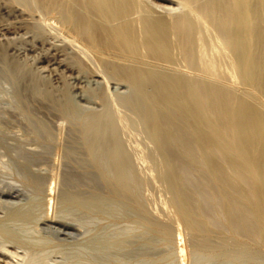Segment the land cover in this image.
<instances>
[{"label": "rangeland", "instance_id": "obj_1", "mask_svg": "<svg viewBox=\"0 0 264 264\" xmlns=\"http://www.w3.org/2000/svg\"><path fill=\"white\" fill-rule=\"evenodd\" d=\"M48 1L50 0H30V2L29 0L27 1L26 0H0V45L3 46V47L2 46L0 47L6 49L8 59H10L11 61L13 60L14 62L13 64V62L10 63L7 60L6 63H4V61L2 60V57L0 56L1 57L0 59L1 60L0 61V139H2L0 140V205L2 206V207L0 206V243H1L0 244V258H1L0 264H6L9 261L10 263H7V264H25L31 258L35 260L36 264H39L45 261H46L45 263L48 262V264L49 263L50 264L51 263L52 264H62V263L63 264H75V261H77L76 260V256H78L77 254H82V255H79L81 257H77V259L79 258L78 260L79 261L81 260L83 264H86L85 261L87 263L89 262L88 264H98V263L107 264L108 262L106 263L96 262L89 255L91 254L89 252L92 251L90 244L92 243V240L94 237L98 236L99 238L113 240L116 238H126V235H127V237L130 236L136 240V239H139L141 234L145 232H146V235L147 236L150 235V237L152 236V234L153 236L156 234L154 237L157 241L155 242L154 249L149 251L146 255L141 254V258H143L144 260L143 259L139 260L140 254H138V257L137 256L135 257L136 260H124V259L118 260L117 258H114L115 260L116 259L117 260L114 261V259H112L111 261H109L108 264H124V263L125 264L126 263L138 264L139 261H140L139 264L141 262L142 264H150V263L151 264H171V263L172 264H198V263L199 264H203V263L204 264H208V263L209 264H256L250 261L249 259L248 260L241 259L239 256L241 254L240 252H242L243 250L248 251L249 247L251 250H254V252L256 251L255 253L260 252V255H262L261 256L262 261L260 260V262H257V264H260V263L264 264V253H263L264 243L262 240H259L257 237H254L253 235L251 236V234H249L250 236H247L248 235L247 232H249L250 228L246 227V230L248 231L245 232L246 233L245 235L243 231L241 232L243 234L239 233V235H236L234 233V228L231 225H229V223L228 224L225 223L227 226L224 224H220L223 226L222 227L214 226L213 227L214 229L212 228L211 230H208L207 232V229L203 227L204 219L203 217L201 218V216L199 217V215L198 217H195L197 216L195 215L192 218L193 220L196 219L194 221L196 222V225H199L201 223L202 224L201 227L196 226L194 228L195 230L193 229L191 230L187 226L186 222L181 218L180 214L178 213L179 212L178 206L175 203L176 199L180 195L179 192H181V186L179 185L178 182H176V178L174 175L175 169H173L174 166L173 164H170L171 162L168 159L169 157L166 155L167 152L161 146L162 139L166 138L168 134H171L172 136L168 135L167 138H169L171 141L174 140L175 137L173 138V134H174L175 128L178 127L179 123H180L179 125H182V124L184 125V123L186 125H192V122L194 121L195 123L197 122L196 123L197 125L193 123L194 124L193 126H196V129H198V132L200 129L202 130V131L200 130L199 132L202 136L201 138L196 137L197 140L195 141L199 147L197 148V151L195 149V151L193 152L194 155L197 157V159L196 161L194 160V163L192 162V166H196L197 168L196 170V168L193 167V171L195 172L194 175L196 176L202 175L204 178L210 174L211 166L209 165L210 163H208L209 160L207 159L204 160L203 158L205 157L204 155L205 153H207L206 152L207 150L205 149L202 150L200 148L202 147L201 141L199 142L200 139L201 140L203 139L202 141L204 140L207 141L209 139L208 141H212L214 143L216 142V144L219 142L218 145L221 143L220 145L221 151L223 150V152H226V153L222 152L221 153L222 156L220 154L218 157L224 158L223 156L224 155L226 156V154L228 153L227 157H225L227 160L225 159V161H226V166L228 167L229 165L230 167L229 170L231 171V168L238 161V158L241 156L240 155L238 157L239 155L238 153H240V151L238 150L234 151V147L236 146L239 147L238 140L239 139L241 140V136H245V138L247 139L243 137L242 138L247 140L248 142L249 141L251 142L252 140L255 141L256 139L260 138V137L256 138L257 135H259V131L256 128H252L251 129L252 131L248 130L249 131L248 132L247 130L244 129L243 125L242 127L239 126V128L241 127V129L243 128L245 131H247V134L251 133L249 135H245L244 134L245 131L242 132L243 129L242 130L238 129L237 124L239 123L237 122H238V119H240L239 122L242 120L241 121V124H242V122L245 120L244 117L247 118L250 115L249 113H251L252 111H253L252 112L253 114L251 113V115H254V112L257 110H258L257 114L260 115L262 118L259 117L258 115L253 116L254 118L256 117V119H254V122L255 120L257 122L258 117L261 118L260 119L261 121L264 118L263 116L264 115V87H263L264 86L263 85L264 84V75H263L264 74V51H263L264 46H262L263 48L261 47L262 44L264 45V0H259V1L250 0V2L249 0L246 1L245 9L247 13L248 14H251L252 12L253 13L249 15V17L248 16L245 17V15H247V13L245 12L246 14L244 16L242 15L240 16L242 17V19L243 17H245V19L243 20L242 19L240 20V17H239V15L241 14L239 10L241 9L239 7L236 8L237 3L239 2H236L235 0H228V2H225L226 0H203V1L202 0H192L193 2L192 1L187 2L188 0H186V2H184L185 0H135V7L132 13L130 14L129 18L132 21L135 29H140V30H136L139 39H143V36L145 34L149 36L148 32H145L144 34L143 32L144 30H141L142 20H144L145 18H152V19L162 18L169 23V26H171L172 33L171 32L169 33L170 34L169 41L172 43L168 42L167 44L168 47L167 46L165 47L166 48L165 50H167L170 44V48H169L170 50L168 49L167 51L169 56L164 51L166 53L164 54V57L167 56L166 58L162 56L163 54H161V57L163 58H159L160 53H161V52L159 53V51L162 50L163 52L164 50L163 48L159 49L158 53H156L157 51H155V53L153 54V52H151L152 51L151 47L146 48L142 45L140 48V52H138L139 54H136L138 56L136 57L135 54L133 55V59L135 60L136 64L133 62L132 58H130L132 62L131 61H127V62L125 61L126 63L123 62V64L125 63L127 64V66L129 65L127 68H125L126 65L121 66L119 64L121 63V61H119L117 57H114L111 54L108 55L106 53L103 55H98V54H95V52L90 51V50L88 52V49L84 46L82 41H80V39L77 36H75L76 34L73 32V30L63 22L61 13L57 9V7L54 4H49ZM212 2L214 5L211 4ZM201 3L203 4V6L201 5ZM208 3H210L211 6L216 5V8L213 6L212 8H210ZM225 3L228 6L230 5V7H228ZM37 4L38 5L40 4V5L38 6ZM224 5L225 7H223ZM201 6L203 7V9ZM234 7L236 9H234ZM248 8H250L252 11H250V9ZM203 14L204 16H202ZM209 16H211L212 19ZM178 17L179 18L181 17L183 20L181 18H180L181 20H179ZM188 17L191 18L192 21L189 20ZM228 19L230 20L228 21ZM188 21H191V23ZM209 21L210 23H213L215 26L213 24L211 25ZM177 22H183L186 24V27L187 25L189 27L188 28L189 29L188 44L190 46V49L192 50L190 51L191 55H187V53H185L184 51L186 49L185 48L186 45L184 44H187V43L185 42L183 43V41L178 38V34L174 33V25ZM241 28L244 32L242 30H241L242 32L240 31ZM240 32H241V35H240ZM254 32L255 33L259 32L260 34H257V35L258 36L260 35V37L255 36L256 34ZM261 37L263 38L261 39ZM258 38L261 39L260 41L263 43H261L258 40ZM236 39H238L239 41ZM178 40H180V43H178L179 42ZM182 43L183 45H181ZM81 46L86 48L87 50L84 48L82 49ZM155 54L156 56L158 54L157 56L158 58H156ZM75 56L76 58H74ZM189 56L190 57L193 56V57L190 58ZM257 58H259L260 61L256 60ZM108 59H110L109 62L107 61ZM171 59H173V61ZM111 60L113 64L110 63ZM117 61L119 62L118 64H117ZM258 61L262 64V69L261 68L257 69L258 71H260L259 74H257L258 71H256V68L258 67L256 63L259 64ZM107 62L110 64H108ZM186 62L188 63L189 66H187ZM15 63H17V66H20L18 67L19 69H17L18 71L16 72L14 71ZM254 63L256 67H254ZM137 64H138V67L139 66L141 67V68H138L140 70H145V69L150 70L149 71L150 74L148 75V77L146 76V74L149 73L147 71L148 73L145 74L146 77L143 75L144 73H141V75H143L145 78L142 76L143 78H140L137 81H132V80L128 81V79H124L120 73L113 74V73H110L108 70L110 69L108 68V65L109 67L119 65L118 67L121 66V68H124V69L129 68L131 70V69L136 68L135 66ZM147 64H149V66ZM6 66L8 67L10 66L9 68L10 69L12 68L11 70H13L14 72L13 71L11 72L9 70L6 71L8 68ZM157 66H161V67H157ZM198 66L199 68L200 67L204 68V70L200 71L202 69L201 68L197 69ZM148 67L152 68L153 70L149 69ZM249 67L252 69H250ZM3 70H5L8 73H6ZM109 74L111 78L109 77ZM119 74L122 77H120ZM166 74H168V76H165ZM13 75H14V78L17 80H15L12 77ZM175 79H179L183 83L178 81L179 83L178 85L176 84L177 82L174 84L173 82L175 81ZM185 79H187L188 81ZM200 80L201 82H199ZM255 81L256 82L258 81L260 83L258 82L256 83ZM170 83H173L174 85ZM18 85H20L23 88L22 94L24 96L22 95L23 97L21 99H19L17 96V90H18V87H20ZM189 86L191 87V89H193V91L192 90L190 91ZM207 91L209 93H207ZM198 92H200V94ZM30 93L32 94L34 93L33 95H34L35 100L33 99V95ZM102 93L104 94L102 95ZM227 93L229 95H232L231 99L234 98L233 101L231 100V102H233L231 104L232 109L230 108L231 106H229L230 105L229 103L231 102L229 101L228 103V100L226 101L224 100L223 102L220 101L221 103L219 102V106L216 105L217 100L214 101L215 98L217 97H218V101L223 100L224 99L223 95H226ZM188 94L189 95L191 94V95L188 96ZM198 94L200 96L203 95L205 97L204 99L206 100L204 101L207 104H205L204 102H201L202 100L200 101L199 98H201L202 96L200 97ZM221 95L223 98L221 97ZM168 96H172L173 100L169 101L171 98H168ZM107 97H108V100H107ZM208 97H210L211 99L213 98V99L209 101L208 99L210 98ZM219 97H221L222 99H220ZM27 98H28L29 103L27 101ZM41 100L43 101V103H45L46 105L48 104V105L46 106V105H43V103H40L42 102ZM195 101L197 102V105ZM199 102L204 103V104L201 105V103ZM225 102L229 105L225 104ZM212 103H216V104H213V106L216 105L214 108H217V109L220 108V109L217 110V109L212 108L216 110V112L213 111L210 106L212 105ZM222 103H224V105ZM192 104L193 105L195 104L196 106H198V108L196 106H192ZM123 105L125 107H123ZM199 105L201 106L199 107ZM204 105L206 107H204ZM207 105L210 108H208ZM44 106H46V108ZM195 108L198 110H196ZM28 109L32 110V112L28 113ZM36 109H39V110H36ZM228 109L229 110L231 109V110L229 111ZM200 111H203V112L200 113ZM228 111L229 113L233 112L234 115H232V113L230 115ZM31 113L35 116H32ZM215 113H218L217 115L219 116V118L218 116L215 115ZM236 113L237 114L239 113V115H237L238 117L235 115ZM85 114L86 116H98V115L104 116V120L106 122L105 121H104L105 123L103 122L102 124L103 126H100L98 124L99 126L98 128L102 127L99 131L100 133H104L107 131V129L109 128L107 124H109V122L114 127L113 129L115 130V132L113 133L115 134V136L114 138L110 139L111 135H108L110 137V138L108 137V142L110 144H113L116 141V139L117 141L120 140L119 145L121 149V154L123 153L122 163L124 166L125 165L129 166L131 172H133V176L135 177V180L138 182L139 193L141 194V197L143 198V200H141L140 194H139V197H140V201H141L144 211L142 212L131 211L130 213L124 214V215L99 214V215H95L89 221L88 224L92 223L91 226L87 225V223L84 224L83 226L84 228L87 226L85 229L83 227H82L83 229L81 227L80 228L78 227L74 230V232L59 231L47 225L44 220L47 217H51V218L56 219L58 222H60L59 220L60 214L58 216V213L59 211L62 210L61 208H63L62 207L63 204H60L62 203L61 202L62 200L60 199H62V190H63L62 189L63 188L62 187V177L64 175V172L68 169L67 167H69L67 149L70 144V140L72 136L71 134H73L76 129V125L72 121L74 120V118H70V116L74 115V116H81V117L84 116L85 117ZM188 115H190V118H188L189 117ZM129 116L130 118H128ZM220 116H222V120L220 119L221 118ZM225 116H228V117H225ZM216 117H217V120H216ZM241 117L243 118L241 119ZM234 118L235 119L237 118L236 122ZM167 119H170V122H168ZM226 119L228 122L226 121ZM38 120L47 122L48 125L51 127V137L50 139H48V141L50 142L49 143L50 151L51 150L53 151V152L51 151L52 152L51 154L49 150L47 151V153H42L44 150L43 149L44 146L42 144H44L43 142L45 141L39 138L37 134H35L36 132H35L34 124ZM131 121L133 123H131ZM209 121L211 124L209 123ZM233 121L235 122L234 124L235 126L230 125L231 123L233 124ZM105 124L107 126H104ZM158 124L162 126H159ZM213 124L216 126H214ZM218 124L219 126H221L222 124H225L224 126H226L227 124L229 125L228 127L232 131L228 130V133L226 132L225 133L226 136H225L224 133H222L221 131L219 132V130H221L222 127H219ZM171 126H173V129ZM73 128H74V131H73ZM216 128H219V129H216ZM156 129L159 130L158 131L159 133L156 131ZM253 129H255V132L257 131L256 133L258 134L253 132ZM2 131L3 133H1ZM164 132L166 133L164 134ZM255 134H256V137L254 136ZM250 135H252V137ZM60 136L61 138H59ZM215 136L218 139H216ZM246 136H249L250 138ZM59 139L61 140V142H59ZM2 141H6V144L8 146L6 147V145L4 144L5 142L3 143ZM176 141L177 142H173V143L171 142V144H173L174 146L173 151L177 153H181L182 152L181 140L176 139ZM223 143L226 144L227 146H225ZM231 143L232 145L235 144L234 147H232V145H229ZM228 146L230 148H228ZM259 146L260 144L257 145V147ZM9 147L11 148V150ZM58 147H60V149ZM231 147L233 149L230 151H233L234 153H230L229 149H231ZM257 147L255 146L254 148L256 149ZM226 148L228 149L229 152L227 151ZM254 148L251 149L253 150L252 153L254 154L250 153L251 151L249 150H247L249 151V153L247 151L245 153L242 152V154L246 155L244 156L246 157L245 159L250 160L252 159L251 157L253 155L255 159L258 158V155L260 152L257 149L259 150L261 149L260 147L256 149V151H258V152L255 151L256 153H258L256 157ZM198 150L200 152H198ZM18 151L19 153H21L22 151L35 153L38 155V158L35 162H26L25 160H22L21 155H18L19 154ZM262 152H264L263 149H262ZM262 152L260 153V156L262 155L263 157ZM85 153L87 154V151L84 150V155L86 156ZM215 153L219 154V152H215ZM215 153L212 152L211 154L208 151L206 156L207 158H210V159L217 158V155ZM235 153H237L238 155L235 156L236 155ZM39 154H42V157H41L42 160L39 159ZM162 154L163 155L165 154L164 155L165 157H163ZM200 154L202 155L200 156ZM247 154H251L252 156L247 155ZM249 156H250V159H249ZM86 157H89L88 154ZM164 158L168 160H165ZM242 158L243 157H241V159ZM198 160H199V163L201 162V160L204 163L206 161L207 162L205 163V165L202 164L203 163L202 162L201 163L202 167H201L200 166L201 164L197 162ZM233 161L234 162L236 161V162L232 164ZM240 161H238L239 164H240ZM238 162L234 165V167L236 165L238 166ZM196 163L198 164L196 165ZM241 164H242V161H241ZM243 166L241 167L245 168ZM44 169L47 171H45ZM17 171L19 172L17 173ZM134 172H136L137 174H135ZM168 172L170 173L168 174ZM29 173L30 174L32 173V174L29 175ZM197 173H200V174H197ZM36 174L37 175L41 174L45 176V181L40 191L33 180V176ZM25 175L28 177H26ZM167 178H170V179H167ZM259 179L254 178V180L257 183V185L255 184L257 187L259 186V184H261L264 181L263 180L264 178L263 179L259 178ZM55 180L57 181V184ZM234 180L236 181V182L234 181L235 184L237 183L236 185H240V182H241L240 178H235ZM58 181L60 182V184ZM172 185H174V187H172ZM259 187L261 189V192L259 193L261 195L262 194L264 195V192H262L264 191V186L261 184ZM222 191L223 190H221L220 195ZM1 194H3L2 197H1ZM222 194L223 195H221V198L222 197L223 198L221 200L223 201V203L222 201L221 203L222 204L225 203L226 205H228L231 202L232 199L230 200V198L232 197L227 195L225 192ZM260 194L259 196L257 195L258 197L255 196L252 199L253 204L260 205V202L263 201L264 197L262 196L263 198L261 197L262 198L261 199ZM259 198L261 199V201L259 200ZM178 199H180V197ZM193 201L195 203V200ZM7 208L8 209L10 208V209L8 210ZM145 211L147 214L145 213ZM18 214H20L21 216ZM143 215L145 217H140ZM61 216L65 217L67 215H65V213H61ZM254 216H257V215H254ZM145 218H148V219H145ZM153 220L156 224L160 223L158 224L160 225V227L156 226ZM197 221L199 222V224L197 223ZM149 222L153 223L154 225L148 224ZM114 224L115 225L119 224V225L115 227ZM125 226L127 227V229L128 228L129 229L127 230L128 233L126 231L124 235V232H122V230L126 229ZM132 226L135 230H132L133 229ZM29 228H32V229H29ZM152 228L157 230L159 233L154 232L153 231L154 229L152 230ZM33 229L36 232H34ZM87 229H90V231H88ZM158 229L162 230L161 231L162 233H160ZM23 230H27L25 231L26 233ZM166 230L173 233V235L171 234L173 237L170 235V232L168 231H167L168 232L167 234V232H165ZM103 231L104 233H102ZM27 232H31L32 236H30L31 234L28 236L29 233L27 234ZM163 233L167 236L163 235ZM118 234L119 236H117ZM23 237L24 239H28L30 243L24 240ZM157 238L161 239L160 242ZM178 238L181 240H179ZM162 240L164 243L161 242ZM176 240H178V243H176ZM257 240H259L260 242L259 241L257 242ZM39 241H41L42 244ZM140 241H144L143 238H141ZM252 241H255L256 243ZM43 243L45 245H43ZM164 245L165 246L170 245L171 248L169 246L165 247ZM26 246L28 247V249ZM61 246H64V247H61ZM66 246L68 247L65 248ZM80 246L81 248H79V250H76V248ZM83 246H86V247L88 246V247L85 248ZM224 247L225 248L227 247L226 253L228 254L230 252L231 253V254L229 253L230 255L229 254L227 255L224 253H222L223 254L222 255V254L217 253L220 250V248L225 249ZM49 248L52 250H50ZM163 248L168 251H165V250L162 251ZM176 248L183 249V253L179 252L180 250L177 251ZM216 248L219 250H216ZM233 248H235L236 250H233ZM170 249L171 250L173 249L175 253V257H172V258L170 257V259L168 258L166 259L165 255L167 256L171 252ZM237 249L240 252L237 251ZM262 249H263V252H262ZM18 250H20L21 252H23V250H26V252L24 251L23 253H21ZM83 250H86L87 252ZM251 250H249L248 252L253 253ZM235 251L237 255L232 256V254H236ZM63 252L65 254L64 257L62 255ZM76 252H80V253L76 254ZM163 252L165 253V255ZM12 253L16 256H13ZM32 253H34V255ZM37 253L40 255H38ZM158 253L160 254L162 253V257L154 256ZM193 253H197V254L195 255ZM35 254H37L39 257H37V255ZM73 254H76V255L72 256ZM86 254H88L90 257H88ZM44 255H46L48 258L46 257L45 259ZM172 255L173 254H171V256ZM179 255L183 257V261L180 258H178ZM32 256H34V258ZM69 256H71L72 259ZM194 256H198V259H200V261L196 260L197 258ZM237 256L238 258H236ZM19 257L21 259L20 261H18ZM51 257H54V260H53L54 263L51 261V259H53ZM65 257L67 258L65 259ZM22 258H24L25 260L24 259L22 260ZM79 261H77L76 264ZM81 263H78V264H81Z\"/></svg>", "mask_w": 264, "mask_h": 264}, {"label": "bare ground", "instance_id": "obj_2", "mask_svg": "<svg viewBox=\"0 0 264 264\" xmlns=\"http://www.w3.org/2000/svg\"><path fill=\"white\" fill-rule=\"evenodd\" d=\"M27 1V0H26ZM189 1H192V0H188L187 2H189ZM203 1V0H202ZM236 2H239V3H237V6H236V8L237 7H239L241 10H239L240 12H241V14L240 13H238V14H240L239 15V17L242 15V16H244L246 13H247V11H246V9H245V2L246 1H248V0H235ZM234 1V2H235ZM259 1V0H258ZM29 2H30V0H29ZM49 2V4H54L56 7H57V9L59 10V12L61 13V17H62V19H63V22L66 24V25H68L72 30H73V32L76 34L75 36H77L79 39H80V41H82V43L84 44V46L88 49V52H89V50L90 51H93V52H95V54H98V55H103V54H111V55H113L114 57H117L118 59H119V61H121V63H119L118 61H117V64L119 63L121 66H124V65H126V67L125 68H127L128 66H127V64H125L127 61H131V59L130 58H132V60H133V62L135 63V60L133 59V55L135 54H139L138 52H140V48H141V46L143 45L144 47H146V48H152V51L151 52H153V54L155 53V51H157L156 53H158V51H159V49H164L163 50V52H162V50H160L159 51V53H160V57L159 58H163L164 57V54H166L167 53V51H168V49L170 48V44H169V48L167 49V50H165L166 48V46H167V44H168V42L169 43H172V42H170L169 41V33L171 32L172 33V30H171V26H169V23L166 21V20H164V19H160V18H156V19H152V18H145L144 20H142V25H141V30H144L143 32H144V34H145V32H148V35L149 36H147V34H143L144 36H143V39H139V37H138V34H137V32H136V30H140V29H135V27H134V25H133V23H132V21L130 20V18H129V16H130V14L132 13V11H133V9H134V7H135V0H50V1H48ZM184 2H186V0L184 1ZM193 2V1H192ZM201 2V1H200ZM223 2V1H222ZM225 2H228V0H226ZM249 2H250V0H249ZM254 2V1H253ZM248 3V2H247ZM48 4V3H47ZM184 4H186V3H184ZM211 4H213V2L211 3ZM226 4V3H225ZM231 4V3H230ZM38 5V4H37ZM40 5V4H39ZM38 5V6H39ZM201 5L203 6V4L201 3ZM208 5H209V7L210 8H212V6L214 5H210V3H208ZM227 5V4H226ZM249 5V4H248ZM251 5V4H250ZM254 5V4H253ZM256 5V4H255ZM31 6V5H30ZM196 6V5H195ZM201 6V7H202ZM222 6V5H221ZM228 6V5H227ZM41 7V6H40ZM186 7V6H185ZM208 7V6H207ZM206 7V8H207ZM213 7H215L216 8V5L215 6H213ZM223 7H225V5L223 6ZM228 7H230V5L228 6ZM48 8V7H47ZM49 8H51V7H49ZM214 8V9H215ZM235 7H234V9H236ZM198 9V8H197ZM202 9H203V7H202ZM220 9V8H219ZM229 9V8H228ZM233 9V10H234ZM248 9H250V8H248ZM247 9V10H248ZM254 9H255V7H254ZM257 9V8H256ZM209 10V9H208ZM230 10V9H229ZM215 11V10H214ZM235 11V10H234ZM250 11H252L251 9H250ZM249 11V12H250ZM210 12H211V10H210ZM213 12V11H212ZM229 12V11H228ZM246 12V13H245ZM182 13V12H181ZM216 13V12H215ZM253 13V12H252ZM251 13V14H252ZM257 13V12H256ZM260 13V12H259ZM251 14H248L247 13V15H245V17L246 16H248L249 17V15H251ZM22 15V14H21ZM188 15V14H187ZM186 15V16H187ZM227 15V14H226ZM229 15H230V13H229ZM20 16V15H19ZM183 16V15H182ZM185 16V15H184ZM189 16V15H188ZM202 16H204V14L202 15ZM13 17V16H12ZM190 17V16H189ZM188 17V18H189ZM206 17V16H205ZM210 18H211V16H209ZM245 17H243V19H245ZM179 18V17H178ZM181 18V17H180ZM179 18V20H181ZM184 18V17H183ZM187 18V19H188ZM208 18V17H207ZM209 18V19H210ZM229 18V17H228ZM251 18V17H250ZM258 18V17H257ZM21 19H22V17H21ZM59 19V18H58ZM212 19V18H211ZM242 19V17H240V20ZM242 19V20H243ZM247 19V18H246ZM183 20V19H182ZM189 20H191V18H189ZM225 20V19H224ZM230 19H228V21H229ZM255 20V19H254ZM260 20V19H259ZM29 21V20H28ZM192 21V20H191ZM191 21H188V22H190L191 23ZM245 21V20H244ZM236 22V21H235ZM238 22V21H237ZM61 23H62V21H61ZM111 24V25H109V24ZM193 23V22H192ZM209 23H210V21H209ZM234 23V22H233ZM240 23V22H239ZM238 23V24H239ZM26 24V23H25ZM138 24V23H137ZM211 25L213 24V23H210ZM227 24V23H226ZM229 24V23H228ZM241 24V23H240ZM214 25V24H213ZM235 25H237V24H235ZM242 25V24H241ZM192 26V25H191ZM215 26V25H214ZM222 26V25H221ZM226 26V25H225ZM228 26V25H227ZM234 26V25H233ZM244 26V25H243ZM189 27H188V25H187V27H186V24L185 23H183V22H177L175 25H174V33L175 34H178V38L180 39V40H182L183 41V43L185 42V43H187V44H184V45H186V49L184 50L185 51V53H187V55H191L190 53V51H192L191 49H190V46H189V44H188V38H189V29H188ZM217 28V27H216ZM225 28V27H224ZM224 28H223V30H224ZM227 29V28H226ZM245 29V28H244ZM222 30V31H223ZM229 30V29H228ZM242 30V28L240 29V31ZM191 31V30H190ZM199 31V30H198ZM243 31V30H242ZM241 31V32H242ZM139 32V31H138ZM142 32V33H143ZM241 32H240V35H241ZM244 32V31H243ZM252 33H253V31H252ZM251 33V34H252ZM255 33V32H254ZM174 34V35H175ZM229 34V33H228ZM256 35L255 36H257V37H260V35L258 36L257 34H260L259 32L257 33H255ZM232 35H234V34H232ZM235 35H237V34H235ZM262 35V34H261ZM220 36V35H219ZM144 37H145V39H144ZM73 38V37H72ZM175 38H176V36H175ZM228 38V37H227ZM263 37H261V39H262ZM74 39V38H73ZM198 39V38H197ZM242 39V38H241ZM261 39H259L258 38V40L260 41ZM177 40V39H176ZM180 40H178L179 42L178 43H180ZM236 40H238V39H236ZM75 41V40H74ZM234 41V40H233ZM239 41V40H238ZM261 42V41H260ZM81 43V44H82ZM183 43L181 44V45H183ZM237 43H239V42H237ZM258 43V42H257ZM261 43H263V42H261ZM4 45V44H3ZM188 45V46H187ZM242 45V44H241ZM0 46H2V45H0ZM76 46H77V44H76ZM78 46H80V45H78ZM246 46V45H245ZM262 46H264L263 44L261 45V47ZM3 47V46H2ZM82 47V46H81ZM168 47V46H167ZM235 47V46H234ZM248 47V46H247ZM256 47V46H255ZM1 48V47H0ZM84 47H82V49H83ZM86 48H84V49H86ZM236 48H237V46H236ZM246 48V47H245ZM263 48V47H262ZM86 49V50H87ZM176 49V48H175ZM184 49V48H183ZM242 49V48H241ZM247 49V48H246ZM264 49V48H263ZM1 50V52H0V56L2 57V60L4 61V63H6V61L8 60L10 63H12L13 62V60L11 61L10 59H8V56H7V53H6V49L5 48H1L0 49ZM81 50V49H80ZM85 50V51H86ZM149 50V49H148ZM170 50V49H169ZM235 50H237V49H235ZM150 51V50H149ZM166 53H165V52ZM176 51V50H175ZM200 51V50H199ZM264 51V50H263ZM87 52V51H86ZM85 52V53H86ZM93 52H91V53H93ZM148 52V51H147ZM150 52V53H151ZM239 52V51H238ZM141 54V53H140ZM161 54H163L162 56L163 57H161ZM179 54V53H178ZM197 54V53H196ZM199 54V53H198ZM263 54V53H262ZM167 55L169 56V54L167 53ZM95 56V55H94ZM107 56V55H106ZM138 55H136V57H137ZM155 56H156V54H155ZM157 56H158V54H157ZM156 56V58H158ZM194 56V55H193ZM192 56V57H193ZM1 57H0V59H1ZM83 57V56H82ZM87 57V56H86ZM108 57V56H107ZM167 57V56H166ZM166 57H164V58H166ZM190 57V56H189ZM192 57H190V58H192ZM205 57V56H204ZM244 57V56H243ZM74 58H76V56L74 57ZM195 58V57H194ZM252 58V57H251ZM254 58H256V57H254ZM79 59H81V58H79ZM95 59H96V57H95ZM103 59H105V58H103ZM116 59V58H115ZM114 59V60H115ZM130 59V60H129ZM183 59H185V58H183ZM196 59V58H195ZM77 60V59H76ZM109 60L110 59H108L107 61L109 62ZM113 60V61H114ZM136 60H138V59H136ZM172 61H173V59H171ZM175 60V59H174ZM180 60H181V58H180ZM185 60H187V59H185ZM256 60H259V58H257ZM255 60V61H256ZM1 61V60H0ZM81 61V60H80ZM126 61V62H125ZM196 61H198V60H196ZM260 61V60H259ZM258 61V62H259ZM79 62V61H78ZM82 62V61H81ZM84 62V61H83ZM107 62V63H108ZM123 62H125L124 64H123ZM132 62V61H131ZM140 62H142V61H140ZM181 62V61H180ZM257 62V61H256ZM75 63V62H74ZM103 63V62H102ZM110 63H112V60L110 61ZM110 63H108V64H110ZM160 63V62H159ZM210 63V62H209ZM13 64H14V62H13ZM77 64V63H76ZM79 64V63H78ZM82 64H84V63H82ZM94 64V63H93ZM113 64V63H112ZM136 64V63H135ZM144 64V63H143ZM177 64V63H176ZM186 64H187V66H189L188 65V63L186 62ZM257 65H258V67L256 68V71H258L257 69L259 68H261L262 69V64L259 62V64L258 63H256ZM261 64V65H260ZM75 65V64H74ZM80 65V64H79ZM133 65V64H132ZM148 66H149V64H147ZM81 66V65H80ZM83 66V65H82ZM87 66V65H86ZM119 66V65H118ZM118 66H111V67H109V65H108V68H110V69H108L109 70V72L110 73H113V74H118V73H120L122 76H123V78L124 79H128V81L129 80H132V81H137V80H139L140 78H143L144 76H145V74L146 73H148L150 70H140V69H138V68H141L140 66L138 67V64L135 66L136 68H134V69H129V71H128V69H124V68H121V66L120 67H118ZM131 66V65H130ZM143 66V65H142ZM145 66V65H144ZM261 66V67H260ZM6 67H8V66H6ZM10 67V66H9ZM8 67V68H9ZM18 67H20V66H17V63H15V65H14V71L16 72V71H18L17 69H19ZM107 67V66H106ZM157 67H161V66H157ZM210 67V66H209ZM254 67H256L255 66V63H254ZM4 68V67H3ZM7 68V70L6 71H13V70H11L10 68L8 69ZM89 68V67H88ZM149 68V67H148ZM172 68V67H171ZM201 68V67H200ZM199 68V66L197 67V69H200ZM246 68V67H245ZM250 68V67H249ZM81 69H83V68H81ZM95 69V68H94ZM136 69H138V70H136ZM149 69H152V68H149ZM196 69V68H195ZM202 70H200V71H203L204 70V68H201ZM250 69H252V68H250ZM107 70V69H106ZM153 70V69H152ZM3 71H5V70H3ZM5 71V72H6ZM13 71V72H14ZM140 71V72H139ZM148 71V72H147ZM156 71V70H155ZM177 71H178V69H177ZM249 71V70H248ZM255 71V72H256ZM107 72V71H106ZM158 72V71H157ZM206 72V71H205ZM255 72H254V74H255ZM259 72L260 71H258L257 72V74H259ZM6 73H8V72H6ZM10 73V72H9ZM141 73H144L143 75H141ZM151 73H152V71H151ZM195 73V72H194ZM207 73V72H206ZM108 74V73H107ZM119 74V75H120ZM150 74V72L148 73V74H146V76L148 77V75ZM162 74V73H161ZM164 74V73H163ZM175 74V73H174ZM201 74V73H200ZM213 74H215V73H213ZM218 74V73H217ZM235 74V73H234ZM256 74V75H257ZM118 75V76H119ZM120 75V77H122ZM176 75V74H175ZM251 75V74H250ZM264 75V74H263ZM16 76V75H15ZM108 76V75H107ZM143 76V77H142ZM145 76V77H146ZM165 76H168V74H166ZM196 76V75H195ZM198 76V75H197ZM13 78H14V75L12 76ZM11 77V78H12ZM109 77H110V74H109ZM144 77V78H145ZM156 77H158V76H156ZM209 77V76H208ZM248 77V76H247ZM252 77V76H251ZM255 77V76H254ZM12 78V79H13ZM27 78H29V77H27ZM111 78V77H110ZM151 78V77H150ZM195 78V77H194ZM259 78V77H258ZM15 79V78H14ZM20 79V78H19ZM108 79V78H107ZM113 79V78H112ZM153 79V78H152ZM193 79V78H192ZM203 79H205V78H203ZM15 80H17V79H15ZM150 80V79H149ZM183 80V79H182ZM185 80H187V79H185ZM13 81V80H12ZM168 81V80H167ZM178 81L179 82H182L181 80H179V79H175V81L173 82L174 84L176 83L177 85L179 84L178 83ZM188 81V80H187ZM191 81V80H190ZM189 81V82H190ZM204 81V80H203ZM21 82V81H20ZM199 82H201V80L199 81ZM253 82V81H252ZM256 82V81H255ZM258 82V81H257ZM256 82V83H257ZM15 83V82H14ZM18 83V82H17ZM27 83V82H26ZM160 83V82H159ZM173 83H170V84H173ZM183 83V82H182ZM186 83V82H185ZM184 83V84H185ZM188 83V82H187ZM196 83V82H195ZM258 83H260V82H258ZM16 84V83H15ZM161 84V83H160ZM173 84V85H174ZM200 84V83H199ZM206 84V83H205ZM20 85H21V83H20ZM20 85H18V86H20ZM140 85V84H139ZM168 85V84H167ZM215 85V84H214ZM264 85V84H263ZM16 86V85H15ZM24 86V85H23ZM192 86H193V84H192ZM218 86V85H217ZM258 86V85H257ZM185 87H187V86H185ZM190 87V86H189ZM202 87V86H201ZM264 87V86H263ZM189 89V88H188ZM263 89V88H262ZM16 90V89H15ZM22 90H23V88L20 86V87H18V90H17V96H18V98L19 99H21L24 95L22 94ZM25 90V89H24ZM170 90V89H169ZM193 91V89H191V87H190V91ZM203 90V89H202ZM201 90V91H202ZM30 91V90H29ZM28 91V92H29ZM28 92H27V94H28ZM31 92V91H30ZM175 92V91H174ZM188 92H189V90H188ZM195 92V91H194ZM213 92V91H212ZM261 92V91H260ZM199 94H200V92H198ZM207 93H209L208 91H207ZM219 93V92H218ZM30 94H32V93H30ZM34 94V93H33ZM32 94V95H33ZM48 94V93H47ZM104 93H102V95H103ZM198 94V95H199ZM203 94V93H202ZM224 94V93H223ZM23 95V96H22ZM182 95V94H181ZM185 95V94H184ZM187 95V94H186ZM191 95V94H190ZM189 94H188V96H190ZM195 95V94H194ZM204 95V94H203ZM203 95H199L201 98H199L200 99V101L201 102H204L205 103V101L204 100H206V99H204L205 97L203 96ZM206 95V94H205ZM213 95V94H212ZM36 96V95H35ZM49 96V95H48ZM107 96V95H106ZM196 96H197V94H196ZM198 96V97H199ZM214 96V95H213ZM212 96V97H213ZM217 96V95H216ZM220 96V95H219ZM30 97H31V95H30ZM184 97V96H183ZM197 97V98H198ZM221 97H222V95H221ZM221 97H219L220 99H222L223 97H224V99L223 100H219L218 101V97L217 98H215V100L214 101H216V103H212V105H210L211 106V109L212 108H214L216 105H218L219 106V102L221 101V102H223L224 100L226 101V100H228V103H229V101L231 102V100L233 101L234 100V98L233 99H231L232 98V95H229L228 93L226 94V95H223V97L221 98ZM254 97V96H253ZM38 98V97H37ZM36 98V99H37ZM149 98V97H148ZM168 98H171L169 101H171V100H173L172 98V96H168ZM193 98V97H192ZM207 98V97H206ZM208 98H210V97H208ZM236 98V97H235ZM33 99L35 100V98H34V95H33ZM166 99V98H165ZM183 99V98H182ZM189 99H191V98H189ZM189 99H188V101H189ZM196 99V98H195ZM213 99V98H212ZM211 98L210 99H208L209 101H211L212 100ZM30 100V99H29ZM107 100H108V97H107ZM193 100V99H192ZM238 100V99H237ZM27 101H28V98H27ZM39 101V100H38ZM42 101V100H41ZM49 101V100H48ZM163 101V100H162ZM183 101V100H182ZM186 101H187V99H186ZM197 101H199V100H197ZM31 102V101H30ZM122 102V101H121ZM147 102V101H146ZM161 102V101H160ZM166 102V101H165ZM193 102V101H192ZM196 102V101H195ZM201 102H199V103H201ZM213 102V101H212ZM220 102V103H221ZM17 103V102H16ZM26 103V102H25ZM28 103H29V101H28ZM40 103H43V101L42 102H40ZM144 103V102H143ZM142 103V104H143ZM167 103V102H166ZM171 103V102H170ZM183 103V102H182ZM204 103H201V105L202 104H204ZM233 102H231V103H229V104H227L226 102H225V104H227V105H229V106H231L230 108L232 109V104ZM13 104V103H12ZM146 104V103H145ZM151 104V103H150ZM162 104V103H161ZM205 104H207V103H205ZM213 104H216L215 106H213ZM223 105H224V103H222ZM43 105H46L45 103H43ZM48 105V104H47ZM46 105V106H47ZM58 105V104H57ZM167 105V104H166ZM187 105V104H186ZM191 105V104H190ZM196 105H197V102H196ZM195 104L193 105L192 104V106H196ZM201 105H199V107L201 106ZM236 105V104H235ZM16 106V105H15ZM30 106V105H29ZM35 106V105H34ZM33 106V107H34ZM46 106H44L45 108H46ZM213 106V107H212ZM217 106V107H218ZM32 107V106H31ZM36 107V106H35ZM43 107V106H42ZM123 107H125L124 105H123ZM187 107V106H186ZM197 108H198V106H196ZM204 107H206L205 105H204ZM207 107L208 108H210L208 105H207ZM223 107H225V106H223ZM222 107V108H223ZM44 108V109H45ZM182 108V107H181ZM184 108V107H183ZM188 108V107H187ZM190 108V107H189ZM194 108V107H193ZM245 108V107H244ZM67 109H69V108H67ZM156 109V108H155ZM174 109V108H173ZM196 109V108H195ZM200 109V108H199ZM210 109V110H211ZM214 109H217V108H214ZM214 109H212L213 111H215L216 112V110H214ZM218 109H220V108H218ZM217 109V110H218ZM230 109V110H231ZM2 110V109H1ZM36 110H39V109H36ZM110 110V109H109ZM157 110V109H156ZM187 110V109H186ZM196 110H198V109H196ZM201 110V109H200ZM225 110V109H224ZM229 110V109H228ZM229 110V111H230ZM256 110V109H255ZM49 111H51V110H49ZM138 111V110H137ZM149 111V110H148ZM158 111V110H157ZM161 111H162V109H161ZM164 111H166V110H164ZM163 111V112H164ZM188 111V110H187ZM190 111H191V109H190ZM220 111V110H219ZM227 111V110H226ZM229 111H228V113H229ZM241 111V110H240ZM239 111V112H240ZM258 111V110H257ZM257 111H255L254 112V115H251V113L253 112H251V113H249L248 115V117L247 118H245L244 116V121L242 122V124H241V121L239 122V120L240 119H238V122L237 123H239V124H237L238 125V129H240V130H242L241 129V127H242V125H243V127H244V129L245 130H249V131H252L251 129L252 128H256L258 131H259V135H261V136H259V135H257V137H256V134H258V133H256L255 132V129H253V132H255L256 134L254 135L256 138H258V137H260L259 139H256L255 141H247V140H245V139H247V138H245V136H241V140L239 139H237L238 141V146L239 147H234V145H232V143L231 144H229V145H232V147H234V151L235 150H238V151H240V153H235L236 155L235 156H237L238 155V157L241 159V157H243L242 159H241V161H242V164H241V161H240V159L238 158V161H240V164H241V166H243V164H244V166L243 167H245V168H242L241 166H240V164H239V162H238V166L236 165L235 167H234V165L237 163L236 161V163L233 161V163L232 164H234L233 165V167L231 168V171L229 170V165H228V167L226 166V161H225V157H227V154H226V156L224 155L223 157L224 158H221V157H218L222 152H223V150L221 151V148H220V145H221V143L218 145V143L216 144V142L214 143V142H212V141H208L207 139V141H202L201 139L199 140V142L201 141V146L202 147H200L202 150H207L206 152L208 153V151L212 154V152L213 153H215V152H219V154H217V153H215L216 155H217V158H213V159H210V158H207V156H206V154L207 153H205V157H203L204 158V160H209L208 161V163H210L209 165L211 166V172H210V174L207 176V177H204L203 178V176L202 175H200V176H196V175H194V171H193V167H195L196 168V166H192V162L194 163V160L196 161V159H197V157L194 155V151H195V149H196V151H197V148L199 147L198 146V144L196 143V141L195 140H197V138H201V134L199 133L200 132V130H199V132H198V129H196V126H193L194 124H196L195 123V121L194 122H192V125H186L185 123H184V125L182 124V125H179L178 124V127H176L175 128V131H174V134H173V138L175 137L176 139H179V140H181V147H182V152L181 153H177V152H174L173 150V144H171V142L173 143V142H177L176 141V139L174 138V140H170L169 138H167L168 137V135H171V134H168L167 135V137L166 138H164V139H162V141H161V146H162V148L167 152H165L166 153V155L169 157H167L168 159H169V161L171 162L170 164H173V166H174V168L173 169H175L174 171V175H175V178H176V182H178L179 183V185L181 186V192H179L180 193V195H179V197H180V199H178L177 197V199H176V201H175V203L177 204V206H178V213L180 214V216H181V218L186 222V224H187V226L192 230H195L194 228L196 227V226H200L201 227V223L199 224V222L197 221V223L199 224V225H196V222H194L195 220H193V216H195V215H197V216H195V217H198V215H199V217L201 216V218L203 217V219H204V225H203V227L204 228H206L207 229V232H208V230H211L214 226H217V227H222L223 225H220V224H224V225H226V224H228L229 223V225H231L233 228H234V233L236 234V235H239V233H241L242 231L244 232V235L246 234L245 232H247L248 230H246V227L247 228H250V230H249V232H247V236H250L249 234H251V236L253 235L254 237H257L259 240H262L263 241V243H264V240H263V238H264V195L262 194H260L259 192H261V189H260V185L262 184L263 186H264V184H263V182L261 183V184H259V186L257 187L256 185H257V183H256V181L254 180V178L256 179H259V178H264V152H262V149L264 150V118L262 119V121L260 120L262 117L260 116V115H258L257 114ZM30 112H32V110H29L28 109V113H30ZM41 112V111H40ZM122 112V111H121ZM153 112V111H152ZM159 112V111H158ZM189 112V111H188ZM203 111H200V113H202ZM207 112H208V110H207ZM211 112V111H210ZM34 113V112H33ZM39 113V112H38ZM65 113V112H64ZM138 113V112H137ZM136 113V114H137ZM162 113V112H161ZM169 113V112H168ZM190 113V112H189ZM212 113V112H211ZM221 113H222V111H221ZM231 113H232V115H234V113L233 112H230L229 114L231 115ZM242 113V112H241ZM244 113V112H243ZM255 113H256V115H255ZM261 113V112H260ZM156 114H158V113H156ZM155 114V115H156ZM192 114V113H191ZM190 114V115H191ZM218 113H215V115L216 116H218L217 115ZM225 114V113H224ZM223 114V115H224ZM246 114V113H245ZM253 114V113H252ZM31 115L32 116H35V115H33L32 113H31ZM76 115V114H75ZM141 115V114H140ZM161 115V114H160ZM190 115H188L189 117L188 118H190ZM203 115V114H202ZM207 115V114H206ZM221 115V114H220ZM236 116L237 115H239V113L237 114H235ZM247 115V114H246ZM259 116V117H261V118H259L258 117V119H257V122H256V120H255V122H254V119H256V117L254 118L253 116ZM194 116V115H193ZM208 116V115H207ZM206 116V117H207ZM235 116V117H236ZM242 116V115H241ZM264 116V115H263ZM61 117V116H60ZM127 117V116H126ZM139 117V116H138ZM171 117V116H170ZM197 117H199V116H197ZM202 117V116H201ZM221 118V120H222V116H220ZM225 117H228V116H225ZM231 117V116H230ZM238 117V116H237ZM243 117H241V119L243 118ZM68 118V117H67ZM70 118H74V120H72L74 123H75V125H76V129H75V131H74V128H73V131H74V133L73 134H71L72 136H71V140H70V144H69V147H68V149H67V154H68V161H69V167H67L68 169L64 172V175H63V177H62V199H60V200H62L61 202L62 203H60V204H63V208H61L60 210L61 211H59V213H58V216H59V214H60V216H59V220H60V222H58L56 219H54V218H51V217H47L44 221H45V223L47 224V225H49V226H51L53 229H55V230H59V231H66V232H69V231H71V232H74V230L76 229V228H82L83 226H84V224H86L87 223V225H90L91 226V224H88L89 223V221L95 216V215H99V214H104V215H115V214H121V215H124V214H128V213H130L131 211H139V212H142V211H144L143 210V207H142V204H141V201H140V197H141V194L139 193V185H138V182L135 180V177L133 176V172H131V170H130V168H129V166L127 165H123V163H122V158H123V153L121 154V149H120V145H119V143H120V140H118L117 141V139H116V141L113 143V144H110L109 142H108V135H111V138L110 139H112V138H114V136H115V134L113 133V132H115V130L113 129L114 127L112 126V124L109 122V124H107L108 126H109V128L107 129V131L106 132H104V133H100L99 131H100V129L102 128V127H100V128H98L99 126H98V124L100 125V126H103L102 124H103V122L105 121L104 120V116H101V115H98V116H86V114H85V117L83 116V117H81V116H70ZM111 118V117H110ZM128 118H130V116L128 117ZM127 118V119H128ZM164 118V117H163ZM203 118V117H202ZM205 118V117H204ZM214 118H215V116H214ZM218 118H219V116H218ZM137 119V118H136ZM154 119V118H153ZM177 119V118H176ZM192 119V118H191ZM207 119V118H206ZM205 119V120H206ZM210 119V118H209ZM235 119V118H234ZM179 120V119H178ZM195 120V119H194ZM216 120H217V117H216ZM231 120V119H230ZM236 120H237V118L235 119V122H236ZM118 121V120H117ZM132 121H133V119H132ZM131 121V123H133ZM140 121V120H139ZM167 121L168 122H170V119H167ZM172 121H173V119H172ZM193 121V120H192ZM220 121V120H219ZM218 121V122H219ZM226 121H227V119H226ZM225 121V122H226ZM35 122V121H34ZM60 122V121H59ZM106 122V121H105ZM104 122V123H105ZM166 122V121H165ZM204 122V121H203ZM217 122V123H218ZM222 122H224V121H222ZM228 122V121H227ZM235 122L233 121V124L231 123H229L230 125H233V126H235L234 124H235ZM3 123V122H2ZM73 123V124H74ZM173 123H175V122H173ZM191 123V122H190ZM189 123V124H190ZM194 123V124H193ZM206 123V122H205ZM209 123H210V121H209ZM221 123V122H220ZM146 124V123H145ZM162 124V123H161ZM207 124V123H206ZM205 124V125H206ZM211 124V123H210ZM241 124V125H240ZM35 125V134H37V136L39 137V138H41V139H43L45 142H43V141H41V142H43L44 144H42L44 147H43V152L42 153H47V151L49 150L50 151V146H49V141H48V139H50V137H51V127L48 125V123L47 122H44V121H36V123L34 124ZM106 124L104 125V126H107ZM116 125V124H115ZM159 126H162V125H160V124H158ZM197 125V124H196ZM208 125V124H207ZM214 125V124H213ZM225 124H222L221 126H219V124H218V126L219 127H222L221 128V130H219V132L221 131L222 133H224V135L226 136V132L228 133V130L229 131H232V130H230V128L228 127L229 125H227L226 124V126H224ZM237 125H236V127H237ZM65 126V125H64ZM163 126H165V125H163ZM170 126V125H169ZM174 126H176V125H174ZM204 126V125H203ZM214 126H216V125H214ZM217 126V127H218ZM239 126H241L240 128H239ZM69 127V126H68ZM117 127V126H116ZM172 127V129H173V126H171ZM170 127V128H171ZM198 127V126H197ZM208 127H210V126H208ZM2 128V127H1ZM70 128V127H69ZM29 129V128H28ZM61 129V128H60ZM106 129V128H105ZM104 129V130H105ZM169 129V128H168ZM216 129H219V128H216ZM232 129V128H231ZM242 130V132L243 131H245V130ZM5 130H7V129H5ZM56 130V129H55ZM59 130V129H58ZM62 130V129H61ZM68 130V129H67ZM209 130V129H208ZM156 131L158 132L159 130H157L156 129ZM161 131V130H160ZM173 131V130H172ZM202 131V130H201ZM204 131V130H203ZM210 131V130H209ZM217 131V130H216ZM247 131H245L244 132V134L245 135H249V134H251V133H248L247 134ZM248 131V132H249ZM5 132V131H4ZM7 132V131H6ZM32 132V131H31ZM62 132V131H61ZM153 132V131H152ZM155 132V131H154ZM170 132V131H169ZM212 132V131H211ZM240 132V131H239ZM1 133H3V131L1 132ZM159 133V132H158ZM166 132H164V134H165ZM172 133V132H171ZM229 133H231V132H229ZM241 133V132H240ZM52 134H53V132H52ZM162 134V133H161ZM204 134H206V133H204ZM218 134V133H217ZM242 134V133H241ZM9 135V134H8ZM64 135V134H63ZM243 135V134H242ZM52 136H54V135H52ZM113 136V137H112ZM161 136V135H160ZM163 136V135H162ZM172 136V135H171ZM210 136H212V135H210ZM251 137H252V135H250ZM254 136H253V138H254ZM55 137H56V135H55ZM144 137V136H143ZM165 137V136H164ZM197 137V138H196ZM216 137V136H215ZM245 138V139H243V138ZM246 137H248V138H250L249 136H246ZM3 138V137H2ZM54 138V137H53ZM59 138H61V136L59 137ZM219 138H220V136H219ZM239 138H240V136H239ZM57 139V138H56ZM155 139H157V138H155ZM216 139H218L217 137H216ZM225 139V138H224ZM0 140H2V139H0ZM5 140V139H4ZM30 140V139H29ZM33 140V139H32ZM35 140V139H34ZM38 140V139H37ZM51 140H52V138H51ZM212 140V139H211ZM249 140H251V139H249ZM7 141V140H6ZM6 141H2L5 145H6V147L8 146L7 144H6ZM36 141V140H35ZM59 142H61V140L59 139ZM9 144V143H8ZM175 144V143H174ZM224 144V143H223ZM258 144H260V149L261 150H259V149H257V148H259V147H257V145ZM41 145V146H42ZM64 145V144H63ZM156 145V144H155ZM158 145H160V144H158ZM225 146H227L226 144H224ZM263 146V148H262V146ZM60 146V145H59ZM62 146V145H61ZM65 146V145H64ZM257 147L256 149L261 153H263V157H262V155L260 156V153H259V155H258V158L257 159H255L254 158V155L252 156L251 154H247V155H251L252 157V159H250V156H249V159L250 160H247V159H245L246 157H244V156H246V155H244V154H242V152H246L247 150H249V151H251L250 153H252V151L253 150H251V149H253L254 147ZM12 147V146H11ZM19 147V146H18ZM231 147V149H229V151L230 150H232L233 148ZM10 148V147H9ZM13 148V147H12ZM16 148H17V146H16ZM59 149H60V147H58ZM130 148V147H129ZM228 148H230L229 146H228ZM235 148H237V149H235ZM153 149V148H152ZM179 149V148H178ZM227 149V148H226ZM240 149V150H239ZM255 149V148H254ZM256 149L254 150V152L256 151ZM10 150H11V148H10ZM21 150V149H20ZM19 150V151H20ZM84 150L85 151H87V154H88V156L89 157H86L87 156V154H86V156L84 155ZM15 151V150H14ZM19 151H18V153H19ZM40 151V150H39ZM38 151V152H39ZM52 151V150H51ZM50 151V154L53 152H51ZM227 151H228V149H227ZM228 151V152H229ZM249 151H247L248 153H249ZM258 151H256V152H258ZM12 152V151H11ZM133 152V151H132ZM157 152V151H156ZM161 152V151H160ZM198 152H200L199 150H198ZM198 152H196V153H198ZM202 152V151H201ZM237 152V151H236ZM255 152V155H256V157H257V154L258 153H256ZM14 153V152H13ZM49 153V152H48ZM164 153V152H163ZM204 153V152H203ZM223 153H226V152H223ZM230 153H234L233 151H230ZM252 154H254V153H252ZM18 155H21V157H22V160H25L26 162H35L36 160H37V158H38V155L37 154H35V153H30V152H21V153H19ZM44 155V154H43ZM47 155V154H46ZM45 155V156H46ZM133 155V154H132ZM163 155V154H162ZM165 155V154H164ZM163 155V157H165ZM198 155V154H197ZM202 154H200V156H201ZM243 155V156H242ZM54 156V155H53ZM199 156V155H198ZM215 156V155H214ZM221 156H222V154H221ZM14 157H16V156H14ZM42 154H39V159H41L42 160ZM129 157V156H128ZM153 157H154V155H153ZM159 157V156H158ZM201 157V158H202ZM208 157H210V156H208ZM260 157H262V158H260ZM199 158V157H198ZM202 158V159H203ZM219 158V159H218ZM235 158V157H234ZM165 160H168V159H166V158H164ZM237 159V158H236ZM235 159V160H236ZM263 159V160H262ZM159 160H161V159H159ZM227 160V159H226ZM168 161V162H169ZM52 162V161H51ZM198 163H199V160L197 161ZM203 161L201 160V162L199 163V164H201ZM207 162V161H206ZM205 162V163H206ZM198 163H196V165L198 164ZM205 163L203 162L202 164H204L205 165ZM229 163H231V162H229ZM14 164H16V163H14ZM40 164H41V162H40ZM43 164V163H42ZM50 164V163H49ZM52 164V163H51ZM202 164L200 165L201 167H202ZM228 164V163H227ZM28 165V164H27ZM26 165V166H27ZM194 165V164H193ZM203 165V166H204ZM231 165V164H230ZM33 166V165H32ZM35 166V165H34ZM63 166H64V164H63ZM66 166V165H65ZM232 166V165H231ZM23 167V166H22ZM41 168H43V167H41ZM40 168V169H41ZM46 169V168H45ZM44 169V170H45ZM156 169V168H155ZM167 169V168H166ZM43 170V169H42ZM41 170V171H42ZM50 170H52V169H50ZM157 170V169H156ZM195 170V169H194ZM196 170H197V168H196ZM20 171V170H19ZM19 171H17V173L19 172ZM30 171V170H29ZM45 171H47V170H45ZM230 171V172H229ZM60 172V171H59ZM201 172H202V170H201ZM28 173V172H27ZM27 173H26V175H27ZM135 174H137L136 172H134ZM143 173H144V171H143ZM170 172H168V174H169ZM32 174V173H31ZM30 173H29V175H31ZM51 174H52V172H51ZM197 174H200V173H197ZM25 175V176H26ZM144 175V174H143ZM146 175V174H145ZM24 176V175H23ZM55 176H56V174H55ZM54 176V177H55ZM137 176V175H136ZM139 176V175H138ZM205 176V175H204ZM21 177V176H20ZM26 177H28V176H26ZM25 177V178H26ZM31 177V176H30ZM166 177V176H165ZM47 178H48V176H47ZM56 178V177H55ZM235 178H240V180H241V182H240V185H236L235 184ZM149 179V178H148ZM167 179H170V178H167ZM32 180V179H31ZM31 180H30V182H31ZM33 180H34V182H35V184L37 185V187L39 188V191L42 189V187H43V183H44V181H45V176L44 175H41V174H39V175H34L33 176ZM32 180V181H33ZM159 180V179H158ZM260 180V179H259ZM264 180V179H263ZM56 181V180H55ZM54 181V182H55ZM60 181V180H59ZM58 181V182H59ZM151 181V180H150ZM168 181H170V180H168ZM235 181V182H234ZM261 181V180H260ZM255 182V183H254ZM259 182V181H258ZM23 183V182H22ZM26 183V182H25ZM48 183V182H47ZM153 183V182H152ZM173 183H175V182H173ZM242 183V184H241ZM34 184V183H33ZM56 184H57V181H56ZM59 184H60V182H59ZM148 184V183H147ZM151 184V183H150ZM167 184V183H166ZM256 184V185H255ZM142 185V184H141ZM149 185V184H148ZM168 185V184H167ZM35 186V185H34ZM171 186V185H170ZM167 187V186H166ZM172 187H174V185H172ZM170 188V187H169ZM29 189H31V188H29ZM168 189V188H167ZM173 190V189H172ZM221 190H223L222 191V193H226L227 195H229V196H231L232 198H230V200H231V202L228 204V205H226L225 203L224 204H222L223 203V201L221 200L222 198H221V195H223L222 193H221V195H220V192H221ZM141 191H143V190H141ZM168 191V190H167ZM262 192H264V191H262ZM175 193V192H174ZM258 193V194H257ZM4 194V193H3ZM3 194H1V197H2V195ZM139 194H140V197H139ZM259 196V194H260V198L262 197L263 198V201L262 202H260V205H255V204H253V202H252V199L256 196V197H258L257 195ZM8 196V195H7ZM143 196V195H142ZM171 196V195H170ZM178 196V195H177ZM259 198V200L261 201V199ZM35 199V198H34ZM174 199V200H175ZM33 200V199H32ZM141 200H143V198L141 197ZM193 200H195V203H194V201ZM152 201V200H151ZM168 201V200H167ZM221 201H222V203H221ZM225 201V200H224ZM257 202V201H256ZM255 202V203H256ZM142 203H144V202H142ZM146 204V203H145ZM4 205H5V203H4ZM8 205V204H7ZM25 205V204H24ZM57 205H59V204H57ZM153 205V204H152ZM156 205V204H155ZM1 206V205H0ZM2 207V206H1ZM13 207V206H12ZM45 207V206H44ZM158 207V206H157ZM8 209V208H7ZM10 209V208H9ZM8 209V210H9ZM13 209V208H12ZM17 209V208H16ZM29 209V208H28ZM36 209V208H35ZM155 209V208H154ZM158 209V208H157ZM161 209V208H160ZM27 210V209H26ZM12 211V210H11ZM163 211V210H162ZM10 212V211H9ZM40 212V211H39ZM37 213V212H36ZM56 213V212H55ZM61 213H65V215H67V216H65V217H62L61 216ZM145 213H146V211H145ZM171 213V212H170ZM26 214H27V212H26ZM132 214H134V213H132ZM147 214V213H146ZM145 214V215H146ZM178 214V215H179ZM18 215H20V214H18ZM17 215V216H18ZM42 215V214H41ZM40 215V216H41ZM47 215V214H46ZM254 215H257V216H254ZM260 215V216H259ZM21 216V215H20ZM54 216V215H53ZM56 216H57V214H56ZM101 216H103V215H101ZM148 216V215H147ZM262 216V217H261ZM13 217H15V216H13ZM140 217H145L144 215L143 216H140ZM262 219H261V218ZM44 218V217H43ZM14 219V218H13ZM145 219H148V218H145ZM144 219V220H145ZM202 219V220H203ZM16 220V219H15ZM143 220V219H142ZM39 221V220H38ZM24 222V221H23ZM144 222V221H143ZM153 222H154V220H153ZM168 222V221H167ZM38 223V222H37ZM158 223V222H157ZM226 223V224H225ZM27 224V223H26ZM109 224V223H108ZM123 224H125V223H123ZM134 224H135V222H134ZM137 224V223H136ZM148 224H152V225H154V224H156L155 222H154V224L153 223H148ZM158 224H160V223H158ZM158 224H156V226H159L160 227V225H158ZM218 224H219V226H218ZM30 225V224H29ZM115 225V224H114ZM117 225H119V224H116L115 225V227L117 226ZM126 225H128V224H126ZM131 225V224H130ZM145 225V224H144ZM173 225V224H172ZM228 225V226H229ZM28 226V225H27ZM146 226H147V224H146ZM227 226V225H226ZM225 226V227H226ZM24 227H26V226H24ZM87 227V226H86ZM85 227V228H86ZM114 227V228H115ZM120 227V226H119ZM126 227V226H125ZM124 227V228H125ZM139 227H141V226H139ZM162 227V226H161ZM202 227V228H203ZM10 228V227H9ZM18 228V227H17ZM39 228V227H38ZM84 228V227H83ZM82 228V229H83ZM84 228V229H85ZM132 228H133V226H132ZM7 229V228H6ZM22 229H23V227H22ZM29 229H32V228H29ZM29 229H28V231H29ZM129 229V228H128ZM127 229V227H126V229H123L122 230V232H124V235H125V232L128 230ZM154 228H152V230H153ZM197 229H199V228H197ZM205 229V230H206ZM214 229V228H213ZM245 231H244V230ZM14 230V229H13ZM19 230V229H18ZM88 231H90V229H87ZM101 230V229H100ZM99 230V231H100ZM116 230V229H115ZM119 230V229H118ZM121 230V229H120ZM125 230V231H124ZM132 230H135L134 228L132 229ZM159 230V229H158ZM201 230H203V229H201ZM24 232L25 231H27V230H23ZM33 231H34V229H33ZM92 231V230H91ZM98 231V232H99ZM154 232H158L157 230H153ZM160 231V233H162L161 231L162 230H159ZM168 230H166L165 232H167ZM34 232H36V231H34ZM114 232V231H113ZM120 232V231H119ZM168 232H170V231H168ZM168 232H167V234H168ZM26 233V232H25ZM29 233V234H28ZM100 233V232H99ZM102 233H104V231L102 232ZM117 233H118V231H117ZM121 233V232H120ZM127 233H128V231H127ZM159 233V232H158ZM27 234H28V236L31 234V232H27ZM36 234H38V233H36ZM123 234V233H122ZM121 234V235H122ZM131 234V233H130ZM138 234V233H137ZM173 235V233H171L170 232V235ZM178 234H180V233H178ZM241 234H243V233H241ZM240 234V235H241ZM113 235H115V234H113ZM156 235V234H155ZM154 235V236H155ZM163 235H165L164 233H163ZM171 235V236H172ZM30 236H32V234L30 235ZM33 236H34V234H33ZM39 236V235H38ZM94 236V235H93ZM96 236V235H95ZM117 236H119V234L117 235ZM123 236V235H122ZM152 236H153V234H152ZM152 236L150 237V235L149 236H147L146 235V232L145 233H143V234H141V236L139 237V239H133L132 237H127V235H126V238H116V239H113V237H112V239L113 240H108V239H104V238H99L98 236L97 237H94L93 238V240H92V243L90 244V246H91V248H92V251L91 252H89V253H91V254H89L90 256H91V258L94 260V261H96V262H100V263H106V262H108L109 263V261H111L112 259H114V258H117L118 260H136L135 259V257L137 256L138 257V254H140V259L139 260H141V259H143V258H141V254H147L149 251H151L152 249H154L155 248V242L157 241L156 239H155V237L153 236V238H152ZM165 236H167V235H165ZM20 237V236H19ZM91 237V236H90ZM115 237V236H114ZM173 237V236H172ZM177 237V236H176ZM10 238H12V237H10ZM21 238V237H20ZM46 238V237H45ZM141 238H143V240L144 241H140V239ZM2 239V238H1ZM18 239V238H17ZM23 239H24V237H23ZM32 239V238H31ZM37 239H39V238H37ZM37 239H35V240H37ZM92 239V238H91ZM158 240H159V242H160V240L161 239H159V238H157ZM179 239V238H178ZM252 239V238H251ZM255 239V238H254ZM253 239V240H254ZM6 240V239H5ZM24 240H26V241H28V239H24ZM179 240H181V239H179ZM259 240H257V242L259 241ZM43 241V240H42ZM44 241H45V239H44ZM43 241V242H44ZM49 241V240H48ZM51 241V240H50ZM183 241V240H182ZM251 241V240H250ZM256 241V240H255ZM255 241H252V242H255ZM5 242V241H4ZM29 242V241H28ZM40 243H41V241H39ZM47 242V241H46ZM84 242V241H83ZM82 242V243H83ZM161 242H163V240L161 241ZM260 242V241H259ZM30 243V242H29ZM81 243V242H80ZM164 243V242H163ZM176 243H178V240H176ZM256 243V242H255ZM1 244V243H0ZM42 244V243H41ZM86 244H88V243H86ZM253 244V243H252ZM6 245H7V243H6ZM23 245V244H22ZM43 245H45L44 243H43ZM82 245V244H81ZM140 245V246H139ZM171 245V244H170ZM170 245H164L165 247H170ZM56 246V245H55ZM72 246V245H71ZM3 247V246H2ZM27 247V246H26ZM61 247H64V246H61ZM60 247V248H61ZM68 246H66L65 248H67ZM83 247H85V248H87L86 246H83ZM173 247V246H172ZM179 247V246H178ZM182 247V246H181ZM241 247V246H240ZM246 247V246H245ZM259 247V246H258ZM70 248V247H69ZM75 248V247H74ZM79 248H81V246L80 247H77L76 248V250H79ZM90 248V247H89ZM171 248V247H170ZM225 248V247H224ZM227 248V247H226ZM226 248L225 249H221L220 248V250L219 249H217L216 248V250H219L217 253L218 254H222V253H224V254H227L226 252ZM242 248V247H241ZM248 248V247H247ZM262 248V247H261ZM27 249H28V247H27ZM26 249V250H27ZM50 249V248H49ZM73 249V248H72ZM240 249V248H239ZM249 250H251L250 249V247L248 248ZM253 249V248H252ZM256 249V248H255ZM264 249V248H263ZM263 249H262V252H263ZM2 250V249H1ZM21 250V249H20ZM20 250H18V251H20ZM26 250H23V252L25 251L26 252ZM50 250H52V249H50ZM57 250V249H56ZM61 250V249H60ZM71 250V249H70ZM87 250V249H86ZM86 250H83V251H86ZM163 250H165L164 248L162 249V251ZM171 250V249H170ZM174 250H175V248H174ZM176 250L178 251V250H180L179 252H181V253H183V249H177L176 248ZM210 250H212V249H210ZM231 250V249H230ZM233 250H236L235 248H233ZM248 250V251H249ZM258 250H260V249H258ZM258 250H257V252H258ZM62 251V250H61ZM72 251V250H71ZM155 251V250H154ZM165 251H168V250H165ZM237 251H239L238 249H237ZM248 251H245V250H243L242 252H240L241 254L239 255V253H238V255L240 256V258L241 259H249L250 261H252V262H254V263H256L257 264V262H260V260H261V256L262 255H260V252L259 253H255L254 252V250H251L253 253H250V252H248ZM21 252V251H20ZM23 252H21V253H23ZM29 252V251H28ZM41 252H42V250H41ZM40 252V253H41ZM45 252H46V250H45ZM48 252V251H47ZM60 252V251H59ZM87 252V251H86ZM173 252V253H172ZM176 252V251H175ZM261 252V253H262ZM49 253V252H48ZM54 253V252H53ZM58 253V252H57ZM73 253V252H72ZM77 253H80V252H76V254ZM83 253H85V252H83ZM164 253V252H163ZM181 253H180V255H181ZM185 253V252H184ZM197 253H198V251H197ZM197 253H193V254H197ZM230 253V252H229ZM228 253V254H229ZM235 253H236V251H235ZM264 253V252H263ZM262 253V254H263ZM13 254V253H12ZM15 254H17V253H15ZM33 255H34V253H32ZM31 254V255H32ZM38 254V253H37ZM37 254H35V255H37ZM60 254V253H59ZM58 254V255H59ZM76 254H73L72 256H74V255H76ZM171 254H173L172 256H171ZM177 254V253H176ZM227 254V255H228ZM231 254V253H230ZM229 254V255H230ZM19 255V254H18ZM30 255V254H29ZM38 255H40V254H38ZM37 255V257H39ZM43 255V254H42ZM41 255V256H42ZM47 255V254H46ZM46 255H44V258L46 259ZM62 255H63V257H64V252L62 253ZM78 256H76V260L77 261H79L78 259H77V257H81V256H79V255H82V254H77ZM88 257H90L88 254H86ZM164 255H165V253H164ZM179 255V256H180ZM202 255V254H201ZM223 255V254H222ZM233 255H237V253L236 254H232V256ZM13 256H16V255H14L13 254ZM49 256H51V255H49ZM83 256H85V255H83ZM148 256V255H147ZM154 256H160V257H162V253L160 254V253H158V254H156V255H154ZM178 256V258H180L182 261H183V257H179ZM184 256V255H183ZM199 256V255H198ZM198 256H194V257H196L197 259L196 260H199L200 261V259H198ZM21 257V256H20ZM20 257H19V260L18 261H20L21 259H20ZM33 258H34V256H32ZM55 257H56V255H55ZM71 259H72V257L71 256H69ZM144 257V256H143ZM165 257H166V259L168 258V259H170V257L172 258V257H175V253H174V251H173V249L171 250V252L166 256L165 255ZM205 257V256H204ZM24 258H25V256H24ZM24 258H22V260L24 259ZM48 258V257H47ZM51 258H53V259H51V261L53 262V260H54V257H51ZM67 257H65V259H66ZM83 258V257H82ZM86 258V257H85ZM90 258V259H91ZM145 258V257H144ZM157 258V257H156ZM177 258V257H176ZM236 258H238V256L236 257ZM239 258V259H240ZM1 259V258H0ZM41 259H43V258H41ZM89 259V258H88ZM116 259V260H117ZM164 259V258H163ZM185 259V258H184ZM25 260V259H24ZM64 260V259H63ZM83 260V259H82ZM115 259H114V261H116ZM144 260V259H143ZM142 260V261H143ZM154 260V259H153ZM205 260V259H204ZM47 261H48V259H47ZM75 261V260H74ZM77 261H75V264H76V262ZM81 261V260H80ZM78 262V263H81V262ZM193 261H195V260H193ZM198 261V262H199ZM211 261V260H210ZM243 261H245V260H243ZM262 261V260H261ZM46 262V261H45ZM45 262H42L43 264L45 263ZM50 262V261H49ZM66 262V261H65ZM140 262V261H139ZM139 262H138V264H139ZM170 262V261H169ZM207 262V261H206ZM249 262V261H248ZM7 263H10V261L9 262H7ZM6 263V264H7ZM36 264V262H35V260L34 259H29L25 264ZM38 263V262H37ZM42 263H39V264H42ZM54 263V262H53ZM77 263V264H78ZM85 263L86 264H88L86 261H85ZM92 263V262H91ZM107 263V264H108ZM114 263V262H113ZM121 263V262H120ZM124 263V262H123ZM130 263V262H129ZM135 263V262H134ZM145 263H146V261H145ZM171 263V262H170ZM246 263H247V261H246ZM45 264H48V262L47 263H45ZM50 264V263H49ZM52 264V263H51ZM63 264V263H62ZM81 264H83V262L81 263ZM99 264V263H98ZM125 264V263H124ZM126 264H128V263H126ZM136 264V263H135ZM140 264H142V262L140 263ZM151 264V263H150ZM172 264V263H171ZM199 264V263H198ZM204 264V263H203ZM209 264V263H208ZM260 264H263V263H260Z\"/></svg>", "mask_w": 264, "mask_h": 264}]
</instances>
